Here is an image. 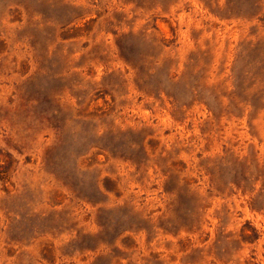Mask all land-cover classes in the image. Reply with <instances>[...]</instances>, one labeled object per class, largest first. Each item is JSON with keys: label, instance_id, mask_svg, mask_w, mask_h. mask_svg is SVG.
<instances>
[{"label": "rangeland", "instance_id": "1", "mask_svg": "<svg viewBox=\"0 0 264 264\" xmlns=\"http://www.w3.org/2000/svg\"><path fill=\"white\" fill-rule=\"evenodd\" d=\"M0 264H264V0H0Z\"/></svg>", "mask_w": 264, "mask_h": 264}]
</instances>
